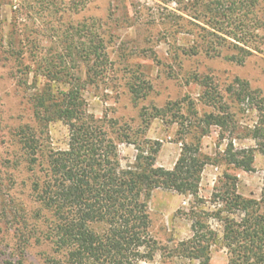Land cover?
Masks as SVG:
<instances>
[{"label":"trees","instance_id":"obj_1","mask_svg":"<svg viewBox=\"0 0 264 264\" xmlns=\"http://www.w3.org/2000/svg\"><path fill=\"white\" fill-rule=\"evenodd\" d=\"M33 1L39 7L35 13L42 16L47 11L54 19L47 26L48 50L41 51L36 35L26 37L29 48H16V21L10 34L17 79L32 114L30 123L15 129L20 151L15 161L27 173L30 194L38 204L29 219L17 208L2 212L18 226L20 255L25 257L37 241L44 247L43 264H153L157 257L209 264L214 249L226 252L227 264H264V187L259 198L243 196L238 192L237 176L225 171L213 193L212 210L202 207L205 201L199 194L208 163L250 172L255 150L264 155V96L237 78L226 91L232 103L224 100L218 87L205 83L203 102L216 112L199 116L190 102L187 111L193 117H186L184 100L163 108L154 106L149 112L145 108L141 112L145 122L172 114L179 125L182 148L175 165L171 169L158 166L160 141L142 139L120 119L88 113L80 66L87 67V77L92 79L108 63L104 39L94 23L97 19L61 29V0H22L20 4L31 11ZM210 1L196 0L193 13L188 5L181 9L205 24L198 25L201 48L214 56L223 55L227 48L225 56L239 64L255 52L264 53V0ZM86 3L69 0V11L78 13ZM129 90L136 99L140 97V85L134 83ZM247 98L259 112L248 133L257 141V148L237 149L230 142L224 153L210 159L202 151V137L211 126L220 128L221 134L234 133L238 119L231 106L241 110ZM55 121L69 127L65 149L52 145L50 124ZM125 143L137 146L132 162L123 161L120 145ZM156 189L191 197L189 210L195 221L189 238L163 244L153 236L149 202Z\"/></svg>","mask_w":264,"mask_h":264},{"label":"rangeland","instance_id":"obj_2","mask_svg":"<svg viewBox=\"0 0 264 264\" xmlns=\"http://www.w3.org/2000/svg\"><path fill=\"white\" fill-rule=\"evenodd\" d=\"M20 1L0 0V38L3 37L2 41L0 39V264H43L40 257L44 247L37 241H33L26 250L25 257L20 255L16 245L18 226L13 223V219L8 220L2 214L3 211L7 212L5 208L10 211L12 207L19 209L29 219L38 206L30 194L27 173L15 161L17 154H20L14 137L15 129L22 123H30L32 114L24 89L18 82L10 48L12 23L16 21L18 27L16 48H29L26 37L31 36L32 39L36 35L40 49L44 51L51 45L47 26L54 19L47 11L42 16L35 13L39 8L36 1L32 2L31 11ZM86 1L78 13H73L69 11V0H61L63 7L60 9L58 25L64 29L71 24L79 25L85 21L93 23L97 19L94 23L104 39L108 63L103 72L100 70L97 77L89 79L87 67L83 64L78 72L84 84L88 113L95 117L107 115L120 119L142 139L160 141L161 148L156 160L158 166L171 169L175 165L182 148L181 136L177 134L179 125L172 114H168L164 120L152 118L147 123L141 115L145 108L149 112L154 106L163 108L184 100L186 117H193L187 111L190 102L194 103L190 106H195L199 116L205 112H216L203 102L205 83L218 87L225 95L224 100H227L226 91L237 78L249 82L252 89L264 96V53L255 52L242 64L225 56L227 48L220 56L207 53L200 47L197 36L198 25L205 24L181 10L188 5L193 13L198 7L196 0ZM20 39L26 42L22 44ZM43 83L44 80L40 78V86ZM134 83L141 86L138 99L129 90ZM227 102L232 103L229 99ZM231 110L236 111L238 119L234 133L229 134L228 131L221 134L220 128L211 126L208 135L201 139L202 151L210 159H214L218 153H224L230 142L237 149L257 148V141L248 136L249 130L258 121L257 107L247 98L241 104V110L235 105L231 106ZM69 134V127L64 122L50 124V138L55 149L67 147ZM120 149L124 162L134 161L138 152L135 144H121ZM254 154V170L250 172L235 170L224 163L218 165L210 162L205 166L199 190L205 201L202 207L207 211L214 208L213 193L225 171L237 176L238 192L243 196L260 197L264 187V155L259 150H255ZM191 200L188 195L164 189H156L152 193L149 212L152 234L157 240L163 244H173L193 234L195 219L189 210ZM210 222L218 228L215 220L211 219ZM227 263L226 252L214 249L209 264ZM153 264L199 262L157 257Z\"/></svg>","mask_w":264,"mask_h":264}]
</instances>
